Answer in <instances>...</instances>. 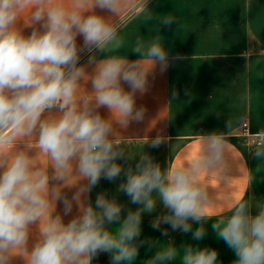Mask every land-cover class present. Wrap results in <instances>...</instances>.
Returning a JSON list of instances; mask_svg holds the SVG:
<instances>
[{
	"label": "crops",
	"instance_id": "0c3cea01",
	"mask_svg": "<svg viewBox=\"0 0 264 264\" xmlns=\"http://www.w3.org/2000/svg\"><path fill=\"white\" fill-rule=\"evenodd\" d=\"M63 3L70 7V0ZM31 11L21 14L15 25L24 36L44 30L42 22L31 20ZM81 14L103 17L115 32L102 49L85 46L83 38L77 36L76 67L84 72L78 81V106L83 107L85 100L93 97L88 106L111 122L109 139L120 141L115 150L123 156L117 163L125 171L129 167L135 170L145 155L163 173L194 168L195 186L201 191L207 215L199 224L189 220L192 231L184 233L163 222L169 213L159 201L150 213L131 203L119 190L123 172L114 181L101 178L89 188L73 162L71 171L59 179L50 159L36 146L35 132L16 138L8 148V158L23 152L36 168L47 171L52 215H59L65 223L81 215L84 208H95L101 195L122 209L120 221L105 223L110 232L115 233L129 211L141 210L140 235L132 242L137 255L119 264H182L188 247L215 250L217 264H234V253L212 225L230 217L237 202L246 203L252 215L264 207V0H116L114 11L93 4L86 5ZM166 19L172 24L165 25ZM153 44L165 51L164 61L148 56ZM109 58L134 66L144 78L143 89L134 93L133 117L136 112L141 117L130 118L127 126H122L107 107H95L92 78L98 65ZM122 87L131 91L123 82ZM60 115L53 108L42 119ZM213 135L222 141L215 154L207 151ZM156 141L159 144L153 147ZM206 156L212 157L210 164L204 163ZM65 201L71 205L67 214ZM157 220L159 226L154 228ZM198 227L205 231L201 240L192 236ZM40 239L39 224L31 225L26 251L10 255L8 264H28L27 253ZM168 248L175 249L174 259H155ZM112 255L98 250L90 264H113Z\"/></svg>",
	"mask_w": 264,
	"mask_h": 264
},
{
	"label": "clouds",
	"instance_id": "9594fccd",
	"mask_svg": "<svg viewBox=\"0 0 264 264\" xmlns=\"http://www.w3.org/2000/svg\"><path fill=\"white\" fill-rule=\"evenodd\" d=\"M116 0H0V264H8L9 256L26 251L29 227L39 224L41 239L30 253L28 264H90L98 250L113 253V264L131 261L137 255L132 243L140 235L141 210L129 211L115 233L106 230L105 223L120 221L121 206L102 195L95 208L88 206L82 214L65 223L59 215H52L49 199V176L38 169L23 152L8 158V148L18 137L37 133L36 146L50 159L63 179L71 171L73 162L89 188L101 178L114 181L124 174L119 190L130 202L152 212L159 201L168 215L162 219L173 230L192 231L189 220L199 224L207 215L201 202V191L195 186L194 171L175 169L163 173L147 155L126 171L120 163L123 153L115 150L120 141L109 139L111 122L103 119L88 106L93 97L78 106V81L84 75L77 68V36L85 46L102 49L114 38V28L99 15L84 16L85 6L114 11ZM34 9V11H31ZM26 11L31 20L41 23L43 31L33 30L24 36L16 23ZM164 20L165 25L172 24ZM139 51V49H137ZM148 56L160 61L166 53L153 44ZM122 82L131 91H125ZM95 107H107L122 126L129 119H140L136 112L134 93L144 87L143 75L126 66L119 58H109L98 65L92 78ZM57 108L58 118L42 119ZM221 138L209 137L207 151L215 154ZM159 141L153 143L157 147ZM261 155L259 151L255 153ZM212 162L206 156L205 164ZM243 199V198H242ZM232 215L212 225L220 240L234 253V264H264V207L252 215L248 205L237 202ZM65 214L71 205L64 202ZM157 220L153 227H158ZM166 234V233H165ZM193 239L205 236L203 227L192 232ZM173 248L158 252L156 260H172ZM215 250L188 247L182 264H217Z\"/></svg>",
	"mask_w": 264,
	"mask_h": 264
},
{
	"label": "built area",
	"instance_id": "2783aa9c",
	"mask_svg": "<svg viewBox=\"0 0 264 264\" xmlns=\"http://www.w3.org/2000/svg\"><path fill=\"white\" fill-rule=\"evenodd\" d=\"M243 127H244V128H247V123H244V124H243ZM245 130H246V129H245Z\"/></svg>",
	"mask_w": 264,
	"mask_h": 264
}]
</instances>
